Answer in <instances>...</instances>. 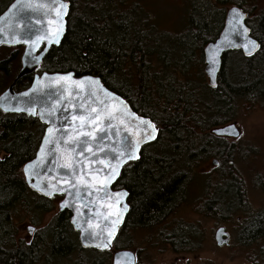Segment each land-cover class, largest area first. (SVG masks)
<instances>
[{
    "label": "trees",
    "instance_id": "trees-1",
    "mask_svg": "<svg viewBox=\"0 0 264 264\" xmlns=\"http://www.w3.org/2000/svg\"><path fill=\"white\" fill-rule=\"evenodd\" d=\"M70 1L73 10L66 35L59 47H52L38 73L74 72L79 77H98L109 90L125 98L136 113L151 119L161 129L158 140L143 149L138 162L123 169L117 182V186L129 192L130 211L114 249H135L132 239H125V233L142 229H160L156 233L175 253L187 247L198 248L200 243L191 244L193 235L189 227L171 231H164L162 227L181 205L189 173L195 163L207 156L206 149L211 147L214 154L225 155L226 159L230 156L224 139L210 136L213 141L207 142L208 136L204 133L227 123L230 116L227 112L238 102L264 105V5L249 6L244 0L233 5L231 0H218L222 5L239 6L248 15L251 36L260 43V49L250 57L242 52L227 53L217 87L203 86V90H199L178 84L163 71L152 68L151 55L160 56L162 51L151 45L152 37L148 36L137 14L113 10L115 0ZM80 4L81 11H75ZM225 16V12L215 9L209 1L193 0L189 32L178 46L187 49L180 56L182 62H186L187 54L197 46H206L218 38ZM163 51L169 58L161 55L160 62L167 67L176 50ZM22 53V47H0V95L14 82ZM32 80V76L22 79L15 89L28 88ZM43 133L44 125L37 118L0 111V264H40L44 258H54L55 262L52 263L53 259L49 262L56 264L57 256L70 258L74 251L81 252L78 264H110L111 251L98 253L79 247L66 211L40 231L31 245L14 248L10 230L13 210L24 203L29 209L34 202L39 205L36 212L49 211L51 200L38 196L28 200L33 191L22 172L23 166L34 159ZM237 178L219 185L215 198L205 203L204 213L228 217L237 208L241 209L239 212L246 209L244 186ZM259 186L264 190L263 180ZM241 226L239 237L243 242L259 240L260 261L264 264V212L248 218ZM120 240L124 243L121 246Z\"/></svg>",
    "mask_w": 264,
    "mask_h": 264
},
{
    "label": "water",
    "instance_id": "water-1",
    "mask_svg": "<svg viewBox=\"0 0 264 264\" xmlns=\"http://www.w3.org/2000/svg\"><path fill=\"white\" fill-rule=\"evenodd\" d=\"M68 4V13L63 16L62 20L56 17L55 12L51 10L54 4L58 3ZM16 5V7H13ZM43 6V7H42ZM239 9L242 13L246 14L240 7L234 6L226 11L225 21L223 28L218 38L209 43L204 51L205 59V74L209 80V85L212 88H216L218 84V78L223 66V58L227 53L240 51L246 57H250L246 54L244 45L247 40H254L257 44L260 43L251 36V29L247 23V14L244 19L237 23L233 18L231 9ZM70 10V3L64 0H15L6 11L0 15V47H24V52L21 57V68L12 83V85L0 95V111L4 114L26 115L27 117L38 118L41 124L46 126L44 135L41 139L39 148L33 160L28 162L23 167V175L29 188L35 191L37 194L44 198H54L56 196H62L64 199L59 204L60 212L68 211L71 214L70 223L75 232L79 233V241L81 247L85 250H96L98 252H106L110 250L120 232V229L124 226L126 217L130 211L128 204L129 193L126 190L114 191L113 187L116 185L123 169L130 163L138 162L141 158L143 149L155 143L159 136L160 130L156 124L149 118L138 115L131 108L130 104L120 95L109 90L102 80L95 76H76L74 72L70 73H43L41 75L36 74L45 60L46 56L50 52L52 47H59L67 32V17ZM62 23L63 34L60 36L59 43L49 44L48 40L52 38ZM247 28V32L244 33L243 29ZM43 37V39H41ZM38 40L39 43L36 47H30L32 41ZM257 48L253 54L255 55L259 51ZM31 55H26V53ZM215 55L216 63L212 64V58ZM39 57L38 60L34 59ZM215 68L213 75L211 69ZM31 85L20 92H17L15 87L22 79L33 76ZM59 77H71L70 80H58ZM96 80L98 85L92 87V91L96 92L95 97L87 96V83L77 86L73 81H89ZM215 85V86H213ZM69 92L72 95H69ZM27 93V95H25ZM107 93V97L104 95ZM103 100L104 105H107L108 111L115 112L119 109L120 113H124L127 110L128 113L135 117L142 118L147 121H151L157 128L156 139L149 140L148 142H142L139 147V158L127 160L119 167V175L115 180L110 181L107 185L108 195H105L103 190L93 191L92 195L83 197L82 199L75 200V207H67L61 209L62 202L73 201V197L69 196L67 192H52V189L48 187L50 184H57L60 188H67L68 185L65 181L72 180L74 177L67 175L70 172L69 169L61 168L60 165L69 162L70 160L76 168H80L76 164V161L83 162L82 173H86L84 176L86 180L97 186H102L104 177L109 173L110 169L105 167V164L116 165L117 161L121 159L119 152L124 150V137L126 131L123 125L120 124V118L111 121L112 125L116 126L117 134H112V129H108L107 137L102 141L90 140L87 146H90L96 156L92 153L85 151L84 156L79 155V146L75 151H71L68 145L62 143H56L55 147L52 144L45 145L43 143L45 137L48 135L47 130L52 128L54 134L51 137L54 141H61L67 139L68 136H75L76 129L79 126L80 121L73 120L74 116L87 115L88 113L80 108V105H85L87 108L89 105L101 112L104 105H101L99 101ZM119 101L120 103H117ZM121 104L123 107H121ZM24 109L23 111H12V109ZM5 109H8L7 111ZM35 112V115H31V112ZM43 113V118L41 116ZM49 113H52L49 116ZM127 122V116L122 117ZM139 121H132L128 127L130 131H135ZM107 126V121L101 124L100 127ZM143 128V125H140ZM63 130L67 135H62ZM88 131V128L84 129ZM212 134L217 138H233L238 139L241 136V131L236 124L227 125L214 129ZM96 136L104 135L103 132L97 130ZM81 139H84L81 137ZM133 145L135 141L139 139L137 136L131 137ZM115 146V154L117 160H113L112 149ZM45 151L41 153V148ZM100 149H103L101 151ZM104 161V163H100ZM35 167L31 169V175H26L25 167L27 165H33ZM216 164V162H214ZM95 177V179H93ZM35 185L36 187H33ZM39 189V190H38ZM51 192V195H45V192ZM75 191V189H73ZM126 194V195H124ZM83 195V193H82ZM111 197V198H110ZM119 197V203L116 202ZM126 206V209H125ZM75 209H79L77 212ZM119 222L115 224V236L112 239L110 245L107 248H100L96 245L100 241L106 238L108 231L113 229V221ZM33 229L29 228L28 230ZM30 234L33 231H29ZM101 233L99 237L95 234ZM225 236L224 230L220 229L216 233V241L219 246H223L222 241ZM132 261V264H136V255L132 251L124 250L118 251L114 254L112 264H128V260Z\"/></svg>",
    "mask_w": 264,
    "mask_h": 264
},
{
    "label": "rangeland",
    "instance_id": "rangeland-1",
    "mask_svg": "<svg viewBox=\"0 0 264 264\" xmlns=\"http://www.w3.org/2000/svg\"><path fill=\"white\" fill-rule=\"evenodd\" d=\"M207 1L215 9L226 13L234 3L240 0L229 1L233 2V5H222L218 0ZM12 2L13 0H0V12ZM103 2L104 0H101V3ZM115 2L116 7L112 8L113 10L118 9L123 13L137 14L138 19L144 23L148 36L152 37L151 45L158 47L159 50L161 49V55H164L162 58H169L163 49L176 50L170 58L172 59V61H169L171 64L167 67L164 66L163 62H160L161 55L153 53L150 58L153 69L163 71L166 76L176 80L175 82L178 84L190 85L192 88L195 87L199 90L203 86H209L204 72L203 49L205 45H199L191 54H187L186 62L180 60L183 51L187 49L178 46L189 32L193 0H115ZM244 2H247L249 6L252 4L264 5V0H244ZM81 5H78L75 11H81L79 7ZM19 69L18 65L17 71ZM133 77L131 75L132 79ZM204 100L207 105L208 97ZM233 107L227 112L230 116L227 118L229 121L225 124L236 123L241 131V137L239 139H224L226 150H230V156H228L230 158L225 159V155L214 154L211 147L206 149L208 150V158L195 163L191 169V174L189 173L184 204L179 206L173 217L162 227L164 231L169 229L171 231L178 227H189L192 229L190 230L193 235L192 244L200 243L198 248L192 246L196 250L190 254H176L168 250L169 247L165 245L163 237L156 233L160 229L155 231L142 229L133 233L129 231L125 233L124 237L128 240L132 236L131 239L134 243L131 245L140 252L138 264H262L260 261L262 255L261 245H259L260 253L255 258L249 257L248 252L251 249L240 248L236 249L235 253H231L227 251L228 248L217 247L215 234L218 228L223 225L219 224L221 222H219V219L215 221L203 215L205 205L202 204V199L205 200L208 193L218 189L220 184L230 181V178H237V176V179L244 186L249 217L252 218L253 215L264 212V190L259 186V182L264 181V105L259 102H238ZM212 129L204 133L208 136V142L212 140L209 139L210 136L215 137L211 134ZM220 156H223V158H219L222 164L220 167H216L213 165V161ZM5 157L6 155L3 154L2 158ZM57 202H52V206L56 211L58 209ZM50 217V214L44 217L34 216L33 211L31 214V212L23 210L21 207L15 208L10 223L15 245L19 242L23 245L27 244L25 241L29 240V235L26 226L29 222L40 231H43L52 222ZM220 220L227 227L233 239V245H235L241 232L242 226L240 224H244L246 221L240 223V220H236V217ZM74 238L77 240L76 234ZM123 244L120 240L119 246ZM77 262L78 257L74 255L71 259L60 260L56 264H78ZM40 264H44V262H40Z\"/></svg>",
    "mask_w": 264,
    "mask_h": 264
},
{
    "label": "snow or ice",
    "instance_id": "snow-or-ice-1",
    "mask_svg": "<svg viewBox=\"0 0 264 264\" xmlns=\"http://www.w3.org/2000/svg\"><path fill=\"white\" fill-rule=\"evenodd\" d=\"M13 7H16V5H13ZM43 7V6H42ZM53 12H55L56 17L60 20H62L63 16L67 15L68 13V4L66 3H58L54 4L53 7L51 8ZM231 13L233 18L239 23L242 21L245 17L246 14L242 13L239 9L233 8L231 9ZM244 33H246L248 30L247 28L243 29ZM63 34V25L62 23L58 26L54 36L48 40L49 44L51 43H59L60 36ZM43 39V37L41 38ZM39 41L34 40L32 41L30 47H36L38 45ZM246 54L251 56L253 52L259 48V44H257L254 40H247V43L244 45ZM26 55H31V53H26ZM34 59L38 60L39 57H35ZM216 59L215 55H213L212 58V64L215 65ZM213 75L215 73V68L213 67L211 69ZM71 77H59L58 80H70ZM74 84L77 86H81L85 83L88 85L87 89V96L88 97H95L96 92L92 91V87L96 86L99 84L98 81L96 80H89L87 82L85 81H73ZM215 86V85H213ZM27 95V93H25ZM69 95L71 96L72 93L69 92ZM107 97V93L104 94ZM101 105H104V101L101 100L99 101ZM117 103H120L117 101ZM121 107L123 105L121 104ZM80 108L84 111H86L88 114L87 115H79V116H74L73 120H79V126L76 129V135L75 136H68L67 139H63L61 141H54L51 139V137L54 134V130L52 128H49L47 130L48 135L45 137L43 143L45 145L47 144H52L55 147L56 143H62L64 145H68L70 147L71 151H75L76 147L79 146V155L84 156L85 151L92 153L93 156H96V152L93 151V149L90 146H87L89 144L90 140H97V141H102L104 140L107 135H108V129L111 128L112 134L116 135L117 134V129L116 126L112 125L111 121L114 119L120 118V124L124 126L126 135L124 137V150L119 152V159L117 161L116 165H111V164H105V167H108L110 169L109 173L104 177V181L102 182V186H97L93 183H90L88 180L84 178L86 173H82L81 169L83 168V162L82 161H76V164L80 166V168H76L72 161L70 160L67 163L61 164V168L69 169L70 172L67 173V175H70L74 177L72 180L65 181V183L68 185L67 188H60L58 187L57 184H50L48 187L52 189V192H67L69 196L73 197V201H65L62 202L61 204V209L63 210L64 208L67 207H75V200L76 199H82L83 197L92 195L93 191H101L103 190L105 192V195H108L107 192V185L110 181H113L116 179V177L119 175V167L122 166L123 163H126L127 160L130 159H138L139 158V147L142 142L146 143L149 140L156 139V134H157V128L154 123L151 121L144 120L142 118L135 117L134 115H131L130 113L125 110L124 113H120L119 109H116L115 112L108 111L107 105H104L103 112L104 115L101 114V112H98L96 108L91 107L90 105L85 108V105L81 104ZM6 111L8 109H5ZM24 109H12V111H23ZM31 115H35L36 113L33 111L30 113ZM52 113H49V116ZM43 113H41V116L43 118ZM124 116H127V122L124 118ZM139 121V123L136 126L135 131H130L129 130V123L132 121ZM105 121H107V126L104 128H101L100 125L104 124ZM140 125H143V128L140 127ZM88 128V131H85L84 129ZM99 130L104 133L102 136H96L95 132ZM62 135H67L63 130H60ZM132 136H137L139 139L135 141V145H133V141L131 139ZM83 137L84 139H81ZM103 151V149H100ZM45 149L42 147L41 148V153H43ZM112 159L117 160V155L115 154V146H113L112 149ZM100 163H104V161H100ZM35 167V164L33 165H27L25 167V173L26 175H31V169ZM95 179V177H93ZM33 187H36L33 185ZM75 189V191H73ZM39 190V189H38ZM83 193V195H82ZM45 195H51V192L46 191ZM126 195V194H124ZM111 198V197H110ZM117 203H119V197H117L116 200ZM126 209V206H125ZM77 212H79V209H75ZM119 222V217L117 221H113V229L111 231H108L106 238L102 239L100 243H98L96 246L100 248H107L112 239L115 236V224ZM29 231H34V229H30ZM97 237L101 235V233H96L95 234ZM128 264H132V261L129 259Z\"/></svg>",
    "mask_w": 264,
    "mask_h": 264
},
{
    "label": "flooded vegetation",
    "instance_id": "flooded-vegetation-1",
    "mask_svg": "<svg viewBox=\"0 0 264 264\" xmlns=\"http://www.w3.org/2000/svg\"><path fill=\"white\" fill-rule=\"evenodd\" d=\"M65 2H68V3H70V10H69V14H68V17H67V29H68V21H69V15H70V13H71V10H73V6H72V3H71V1L70 0H64ZM127 2H129V1H127ZM116 3V2H115ZM9 6H7V8H8ZM115 7H116V4H115ZM6 8V9H7ZM126 14V13H125ZM204 64H205V62H204ZM207 86V88H208V85H206ZM129 103V102H128ZM130 104V103H129ZM131 105V104H130ZM44 130H45V126H44ZM207 142H208V140H207ZM205 158H208V154H207V156L205 157ZM205 158H203V159H205ZM219 158H223V156H220V157H218V159H216L215 161H216V164H215V166L216 167H220L221 166V164H222V162H221V159H219ZM202 159V160H203ZM226 159V158H225ZM201 161V160H200ZM214 165V164H213ZM186 186H187V184H186ZM121 189H124L123 187H119V186H117V183H116V185L114 186V191H119V190H121ZM245 191V190H244ZM185 194L183 195V200H182V202L180 203L181 205L180 206H182L183 204H184V202H185V200H186V189H185ZM215 192H216V189H215V191H213V192H211V193H208V195L206 196V199L204 200V198L202 199V204L203 205H205V203L206 202H208V200L210 199V198H215ZM245 193V192H244ZM37 196L38 197H40V198H43V197H41L40 195H38L37 193H35L34 191H33V194L31 195V196H29V199L28 200H34L35 198H37ZM57 198V197H56ZM56 198H53V199H45V198H43V199H45V200H51V203L49 204V206H48V209L47 210H49L48 212H43V211H39V212H36L35 211V208H37L39 205H36V203H34V202H32L30 205H29V209H27L26 208V206H23L24 204H21V205H18L17 207H16V209L18 208V207H21V208H23V210H26V211H28V212H31V214H32V211H33V213H34V216L36 215V216H39V217H44L45 215H51V220L53 221L54 219H56V217L60 214V213H62V212H60L59 211V204H60V202L64 199L63 197H58L59 199H56ZM244 200H245V203H243V205L246 207V205H247V203H246V198L244 197ZM54 201H58L57 203H58V209H57V211L54 209V207L52 206V202H54ZM243 205L241 206V207H243ZM43 206V205H42ZM47 207V206H46ZM34 208V209H33ZM205 208V207H204ZM239 210H241V209H238L237 208V210L235 211V213L234 214H232V215H229L228 217H225V216H219V215H216V214H210V213H208V214H206V213H204L203 215H205V216H207V217H209V218H212L213 220H215V221H217L218 219H219V224H221V225H223V226H220V228H218V230H220V229H223L224 230V233H225V236H223V239H222V241H223V243H224V245L223 246H221V247H223V248H228V252H231V253H235V250L236 249H240V248H247V249H251V251H249L248 252V254H249V257H254L255 258V256H257V255H259V253H260V250H259V245H260V242H259V240L257 239V240H254L253 242H243L241 239H240V237H239V239H237V243L235 242V245H233V239L231 238V234H230V232H228V230H227V227L224 225V223L222 222V220H220V219H224V218H227V219H230V218H234V217H236V220H240V223L242 222H244V221H247L248 220V218L249 219H251L250 217H249V215H248V213H247V208L246 209H244V210H242L241 212H239ZM66 212H68V211H66ZM69 213V212H68ZM129 214V213H128ZM260 214V213H259ZM69 215H70V217H69V223H70V219H71V214L69 213ZM258 215V214H257ZM253 216H256V215H253ZM126 221V220H125ZM125 224V223H124ZM70 225H71V223H70ZM240 225H243V224H240ZM179 226V225H178ZM177 226V227H178ZM29 228H33L34 229V231H33V233L32 234H30L29 233ZM123 228V227H122ZM121 228V229H122ZM26 230H27V232H28V235H29V240L26 242L25 241V243H27L26 244V246H29V245H31L32 244V242L35 240V238L37 237V235H38V233L40 232V230L39 229H37V227L36 226H34L33 224H31L30 222L27 224V226H26ZM217 230V231H218ZM121 231V230H120ZM131 233H133L131 230H129ZM128 231V232H129ZM75 232V231H74ZM120 233V232H119ZM75 234H76V237H77V242H78V244H79V247H81V244H80V241H79V234L78 233H76L75 232ZM128 235L130 236V234L128 233ZM240 236V235H239ZM132 237V236H131ZM130 237V238H131ZM215 241H216V234H215ZM14 244V248L15 249H19L23 244L21 243V242H19L17 245H15V243H13ZM192 244V243H191ZM245 245H251V246H245ZM168 247H170V245L168 246ZM218 247V246H217ZM230 247V248H229ZM250 247V248H249ZM81 249H83L82 247H81ZM83 250H85V249H83ZM168 250H170L171 252H174L175 253V250H173V248L172 247H170V248H168ZM180 250V251H179ZM196 249H193V247H187V248H185V249H178V251H176L177 253L176 254H178V253H180V254H190V253H192V252H194ZM85 251H90V252H98V251H95V250H85ZM83 253V252H82ZM99 253V252H98ZM136 253H137V256L139 257L140 256V252H139V250L137 251L136 250ZM93 254V253H92ZM76 256L77 255V257H78V262L77 263H79V260H80V255H81V252L79 253V252H77V251H74L73 253H72V255H71V257L72 256ZM71 257L70 258H68V257H66V256H57V258L56 259H58L59 261L60 260H65V259H71ZM46 258H44V259H42L41 261L42 262H44V264H52L53 262H55V260H54V258H50V259H48L47 258V260H45ZM52 259L54 260V261H52ZM52 261V263H50V262ZM49 262V263H48ZM56 263H57V261H56Z\"/></svg>",
    "mask_w": 264,
    "mask_h": 264
},
{
    "label": "bare ground",
    "instance_id": "bare-ground-1",
    "mask_svg": "<svg viewBox=\"0 0 264 264\" xmlns=\"http://www.w3.org/2000/svg\"><path fill=\"white\" fill-rule=\"evenodd\" d=\"M247 21H248V17H247ZM52 49V48H51ZM127 218V217H126ZM121 230V229H120ZM117 240V239H116Z\"/></svg>",
    "mask_w": 264,
    "mask_h": 264
}]
</instances>
